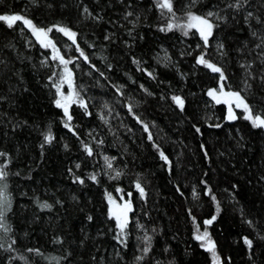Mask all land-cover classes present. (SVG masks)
<instances>
[{"label":"trees","instance_id":"obj_1","mask_svg":"<svg viewBox=\"0 0 264 264\" xmlns=\"http://www.w3.org/2000/svg\"><path fill=\"white\" fill-rule=\"evenodd\" d=\"M233 2L172 0L177 20L188 12L223 17L212 18L218 27L204 47L196 30L160 31L168 20L155 0H0V15L53 28L48 39L69 61L77 98L69 122L55 103L62 65L51 47L21 22L0 21V152L7 154L0 165L8 164L12 199L0 264H214L198 230L210 235L221 264H264V129L244 111L229 119L226 105L207 94L219 74L197 64L204 54L222 69L225 88L264 117V47H257L264 0H248L239 12L227 7ZM57 25L75 32L76 44ZM109 196L131 202L126 247L115 239ZM12 240L14 251H6Z\"/></svg>","mask_w":264,"mask_h":264},{"label":"snow or ice","instance_id":"obj_2","mask_svg":"<svg viewBox=\"0 0 264 264\" xmlns=\"http://www.w3.org/2000/svg\"><path fill=\"white\" fill-rule=\"evenodd\" d=\"M196 0H192V3L195 4ZM248 0H234L233 3H229L227 5L228 8H232L234 11L239 12L246 4H247ZM156 3V7L158 9L161 10V15L168 20V23L164 26L161 27L159 30L162 32H169L172 31L173 29H179L182 34L184 36H187L189 34V31L191 29H195L196 32H198L200 39L203 41V45L204 47H207L209 45V39L210 37L213 36V31L214 28L218 27V24L214 23L213 21V17H215L216 20H222L223 17H220L219 13H215V12H208L206 16H200V15H196L193 14L192 12H188L187 13V22L186 23H177L176 22V16H175V12L173 11V5H172V0H155ZM83 11L85 13H88L89 15H91L88 12V9L85 7L83 9ZM166 14H170V15H166ZM133 13L132 12H127L126 13V17H130L132 16ZM254 17V14L249 11L247 12L246 16H245V20L249 21ZM139 17H137L138 19ZM256 22L262 23L261 19L259 17H255ZM0 21L5 22L8 28H12L16 22H21L25 27L29 28L33 35L36 36L37 40L40 42L41 46L44 48H49L51 47L54 55L52 56L53 60H59V62L61 64L64 65V74L65 77L64 79L66 80V82L68 83L69 88L72 87V82H71V72L68 70L67 68V64L69 63V61L65 60L62 56L59 55V52L55 46V44H53V42L48 39V33L53 31V28H48L47 30L42 29V28H37L30 19H27L21 15H0ZM55 30L57 32L62 33L64 36H66L68 39H70L73 44H76V37L77 34L73 31H71L70 29L63 27V26H54ZM253 36H256L257 33L254 31L252 33ZM107 38V37H106ZM223 44H219L218 45V49L223 50ZM257 47H264V37L261 38V43L257 44ZM77 50L79 51V47L77 46ZM81 56H84V53L81 51ZM84 59L87 60V57L84 56ZM136 64H139L138 61H133ZM197 64L203 65L204 67L208 68L209 70H211L213 73H218L219 74V79L220 81H224L225 80V75L222 71V69L218 66H216L215 64L211 63L209 60L205 59V55L202 54L198 57L197 59ZM243 67V65H242ZM250 67V65L248 66ZM149 75H151V73H149ZM249 76H251V73H248ZM264 79V78H262ZM62 82H64V80H62ZM246 88H250L251 85L246 84L245 85ZM56 91L57 94L59 96V99H57L55 101L56 106L58 108H62L64 111L65 116L67 117V121H71L72 117L71 115H69L68 112V105L69 103H71L73 101V97L71 95L69 96H65L61 90L59 85L56 86ZM208 96H210L213 100L216 101V103H220V96H226L229 98V101L235 102V106L237 108H242L245 115H244V119L248 120L251 122L252 126L254 128H262L264 129V117H262L259 114H255L253 109L251 108V106L247 103L246 99L241 95L240 92H224L223 91V84H221V88L219 91V95L217 94V90L212 89L208 91ZM173 100V102L180 108L181 111H183L184 108V100L182 97L180 96H172L171 98ZM229 101H225L227 103H229V119H235V116L233 115L232 112V106H231V102ZM80 105L81 107H85L83 101H80ZM131 110V109H130ZM65 127H67L69 129V131H72V127L70 125V123L66 122L65 123ZM145 131L148 130V126L144 125ZM197 131H199V129H197ZM75 134V133H74ZM53 137L51 136V134L49 133L48 135L45 136V142L46 143H51L52 142ZM149 139H151V136H149ZM43 147V145H42ZM85 151L87 152V154L89 156H91L92 153V149L90 147L85 146ZM161 159L165 160V162H167V157L163 154V152L160 153ZM7 154L4 152H0V158H6ZM105 160L107 162V167L109 169L112 168V164L111 161L108 160L107 157H105ZM77 168H79V164L76 165ZM8 168V164H3L0 165V232H3L5 235H7L8 233L11 232V227L10 225L7 223V214L11 211V207H12V199H11V195L8 191V184H7V178L9 176V172L6 170ZM18 175V173H17ZM120 175L119 172L116 173L115 177H112L113 179L118 178ZM91 180H93V182L96 181V176L92 175L90 177ZM76 181L79 182L80 184L84 183V180L77 177ZM136 188L140 191L141 196L144 195V191L141 188V185L139 183L136 184ZM210 192V190H209ZM213 200H215V197H212ZM108 201L110 204H113L114 201L112 200L111 196L108 197ZM40 207L42 209H47L50 208L51 206L47 203L41 204ZM120 208V211L118 212H114L112 209L109 210V218H115L116 220V227L119 229V232H117L115 239L117 240L118 243H120L123 247L127 246V232H126V228H127V224H128V213L132 211V207L130 203H126L123 206H117ZM217 211H219V207H217ZM89 220L92 219L91 216L88 217ZM215 220V217L212 218V220H208L205 221L206 224H211L212 221ZM249 224L251 225V222H249ZM208 237V233L207 231H205L202 235H198L196 237V239L198 240H204L206 241V244L211 245V247H208L207 250L212 252L213 255V260L214 261H218L219 258L216 256V253L214 251V245L212 244V242L210 240H207ZM261 239H264V236H261ZM150 242H151V237H145L144 238V243L146 244V246L143 249V252L145 255H147V253L150 250ZM245 244L248 246L249 249L252 248L253 242L252 240L245 238L244 240ZM15 244V240H12L7 248L5 249L6 251H14L13 249V245ZM4 244L2 242H0V248H3ZM29 252H39L38 249H28ZM15 258V257H13ZM137 259H142V257H137Z\"/></svg>","mask_w":264,"mask_h":264},{"label":"rangeland","instance_id":"obj_3","mask_svg":"<svg viewBox=\"0 0 264 264\" xmlns=\"http://www.w3.org/2000/svg\"><path fill=\"white\" fill-rule=\"evenodd\" d=\"M176 22H177V23H186V22H187V17H186L183 21H181V20H177V19H176ZM191 30H195V29L193 28V29H191ZM191 30H190V31H191ZM197 33H198V32H197ZM48 37H49V33H48ZM61 65H62V67H61L60 75H59V76L56 75V76L54 77V80H55L56 86L59 85L61 92H62L65 96H69V95H71V96L73 97V101H72L71 103H69V105H68V107H70L71 105H73L74 103L77 102L76 93H75V90H74V84H73V73H72V71H71V69H70V67H69V63H68V64H67V68H68V70H69V71L71 72V74H72V75H71L72 87L69 88L68 83H67L66 80L64 79V77H65V74H64V65H63V64H61ZM62 80H64V82H62ZM221 84H223V91H224V92H226V93H227V92H233V91H228V90L225 88L223 81H221V82L219 83L218 87L215 88V90H217V94H218V95H219V91H220V88H221ZM57 99H59V96L57 97ZM220 100H221L220 104H225V105H226V107H227V112H228V116H229V111H228V109H229V103L225 102V101H229V98L226 97V96H220ZM214 101H215V100H214ZM229 102H231L232 112H233V115L235 116V119H236L237 116H238V111H243V109H242V108H237V107L235 106V102H232V101H229ZM111 198H112V197H111ZM112 200L114 201V203H113V204H110V203H109V204H110V209H112L114 212H118V211H120V208L117 207V206H123V205L126 204V203H130V204H131V202H130L129 200H127L124 196H121V197H120V200H117V199H115V198H112ZM131 207H132V205H131ZM129 213H130V212H129ZM129 213H128V219H129ZM113 218H114V217H113ZM114 219H115V218H114ZM204 232H205V230H198V231H197V236H198V235H202ZM207 240H210V241L212 242V244L214 245L213 240L211 239V237H210L209 234H208ZM200 241L202 242L203 246H205L206 248L211 247V245L206 244V241H204V240H200ZM214 251H215V253H216V256L219 258V256H218V254H217L215 248H214ZM210 253H211V256H212V259H213L212 252L210 251ZM213 263H214V264H221V259L219 258L218 261H214V260H213Z\"/></svg>","mask_w":264,"mask_h":264}]
</instances>
